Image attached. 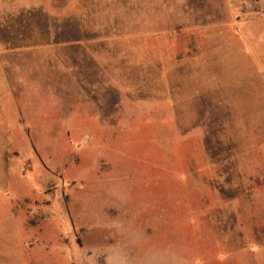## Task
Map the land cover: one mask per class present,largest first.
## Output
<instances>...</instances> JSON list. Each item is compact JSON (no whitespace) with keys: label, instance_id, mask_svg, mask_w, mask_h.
Listing matches in <instances>:
<instances>
[{"label":"rangeland","instance_id":"rangeland-1","mask_svg":"<svg viewBox=\"0 0 264 264\" xmlns=\"http://www.w3.org/2000/svg\"><path fill=\"white\" fill-rule=\"evenodd\" d=\"M220 1L0 0V264H264V47Z\"/></svg>","mask_w":264,"mask_h":264},{"label":"crops","instance_id":"crops-1","mask_svg":"<svg viewBox=\"0 0 264 264\" xmlns=\"http://www.w3.org/2000/svg\"><path fill=\"white\" fill-rule=\"evenodd\" d=\"M223 4L215 0L216 5ZM226 6H222L229 15L228 26L234 31L235 42L237 39L244 46L251 45L250 33L261 32L262 46L264 47V0H225ZM221 6V5H220ZM264 56V49L263 54ZM10 80L6 72V66L0 57V102L10 94Z\"/></svg>","mask_w":264,"mask_h":264}]
</instances>
